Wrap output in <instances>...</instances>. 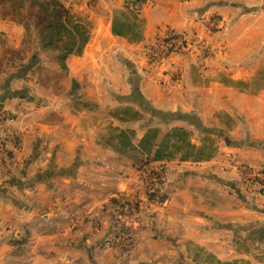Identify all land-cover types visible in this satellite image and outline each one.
Here are the masks:
<instances>
[{
  "label": "crops",
  "instance_id": "crops-1",
  "mask_svg": "<svg viewBox=\"0 0 264 264\" xmlns=\"http://www.w3.org/2000/svg\"><path fill=\"white\" fill-rule=\"evenodd\" d=\"M60 1L90 24L67 73L58 53L42 48L32 9L4 14L0 5V264L150 263L154 245L177 246L186 257L189 240L223 260L243 256L237 236L264 223V88L250 94L198 80L219 73L249 80L264 66V0H146L139 41L113 32L128 0ZM215 15L212 31L207 19ZM172 33L195 36L210 55L154 59L158 39ZM126 107L141 118L126 117ZM221 112L233 127L221 123ZM153 125L184 126L198 145L212 135L217 146L210 160L153 164L165 172V208L148 194L155 174L100 142L111 126L139 138ZM201 189L225 206L209 208ZM112 198L132 200V214L116 215ZM114 216L135 232L128 252L125 239L107 241L115 238Z\"/></svg>",
  "mask_w": 264,
  "mask_h": 264
},
{
  "label": "trees",
  "instance_id": "trees-1",
  "mask_svg": "<svg viewBox=\"0 0 264 264\" xmlns=\"http://www.w3.org/2000/svg\"><path fill=\"white\" fill-rule=\"evenodd\" d=\"M142 1L145 0H136L139 4ZM0 5L4 14L14 12L20 15L21 10L27 6L32 9L31 14L36 19L41 46L43 49L54 50L58 53L64 73H67L68 70L67 58L71 54L83 53L90 37V24H86L81 19H76L60 0H0ZM135 6L136 4H127L125 9L115 13L113 20V32L117 35H124L131 41H139L144 37L145 24L138 17V9ZM25 25L29 31V22L25 21ZM198 81L204 85H209L211 82H221L241 92L257 94L264 88V66L249 80H237L225 73H219L215 76H201ZM72 86L77 91L80 88L79 83L75 80ZM77 93L72 95L74 102L78 98ZM76 104L87 105V101H76ZM123 111L126 113V117L131 119L141 118V114L132 108L126 107ZM217 116L221 123L227 127L235 125L234 119L228 113H217ZM194 136L195 132L184 126L163 128L153 125L147 128L141 137L137 138L135 129L111 126L106 134V140L100 142L108 148L129 156L128 158L139 163L140 168L144 167L148 174H155V178L148 181L149 185L154 186L153 191L148 192L151 200L154 201L157 196H161V199L166 198L165 195L161 194V189L166 182L164 169L153 167L154 163L175 160L199 162L210 160L216 155L217 146L214 144L216 141L212 135L204 136L200 145L193 141ZM201 190L209 208L225 206L224 198L215 191ZM111 204L116 208V215L132 214L133 202L128 198L124 202L112 198ZM114 223L115 242L117 237L125 239L126 243L122 246V250L123 252L130 251L135 240L133 228L120 222V220L118 221L117 217ZM107 241L111 243V237ZM236 244L239 251L251 254L259 262H264V253H261L264 249V223L252 225L245 235L239 234ZM185 249L186 259L191 262L190 264H256L248 258L223 260L209 248L194 240L187 241ZM183 257H181L182 260ZM138 264L148 263L139 262Z\"/></svg>",
  "mask_w": 264,
  "mask_h": 264
},
{
  "label": "built area",
  "instance_id": "built-area-1",
  "mask_svg": "<svg viewBox=\"0 0 264 264\" xmlns=\"http://www.w3.org/2000/svg\"><path fill=\"white\" fill-rule=\"evenodd\" d=\"M145 1H142L139 4V2H136V0H128L127 4H136L135 7L139 10L141 5ZM208 21L210 23V27H215L220 22L219 18H216L215 16H213L212 19H209ZM190 51L204 56H209L211 53V49L202 44L201 42H198L195 36L192 37L187 36L185 34L172 33L158 39L156 45L151 51V56L155 57L154 59H157L168 57L173 53H182ZM2 112L3 110L0 107V115H2ZM156 198V201L160 204H166L169 201L168 197H166L165 199H161V196H157Z\"/></svg>",
  "mask_w": 264,
  "mask_h": 264
},
{
  "label": "rangeland",
  "instance_id": "rangeland-1",
  "mask_svg": "<svg viewBox=\"0 0 264 264\" xmlns=\"http://www.w3.org/2000/svg\"><path fill=\"white\" fill-rule=\"evenodd\" d=\"M216 16V18L218 17L217 15H215ZM209 19H212V17H210ZM209 19H207V20H209ZM218 25H220V23L218 24ZM217 27H219V26H217ZM216 26L215 27H210V28H212V31H214V30H217V29H219V28H217ZM2 115H3V113H2ZM2 115H0V116H2ZM165 194V192H163V194L162 195H164ZM169 198V201H170V197H168ZM195 198H196V195H195ZM157 199V198H156ZM156 199H155V203L154 204H156L158 207H160V208H163L166 204H168L169 203V201H168V203H166V204H160V203H158L157 201H156ZM196 202H197V200H196ZM165 208V207H164ZM145 223H148L147 221L145 222ZM112 239V242H115V239L114 238H111ZM111 242V243H112ZM196 242V241H195ZM157 243V242H156ZM199 243V242H198ZM162 244V243H161ZM219 244H221V243H219ZM185 246V245H184ZM178 247L176 246V247H174L173 249H172V247L170 246V245H168L167 247L166 246H164V245H160V247H156L155 245H154V251H155V253L153 254V256L151 257V262L150 263H148V264H190L191 262H189L187 259H186V257L184 256H180V255H177L176 254V252H174L175 251V249H177ZM208 248V247H207ZM210 249V248H209ZM211 250V249H210ZM214 252V251H213ZM241 253L242 254H244V255H246V256H240V258L242 257V258H244V257H248V259H251V260H253L256 264H260V263H264V262H259L258 261V259H256V258H254V257H252L251 256V254H247V253H245V252H242L241 251ZM261 253H264V249H263V251L261 252ZM181 257H183L184 259L182 260L181 259ZM249 257H251V258H249ZM188 262V263H187Z\"/></svg>",
  "mask_w": 264,
  "mask_h": 264
}]
</instances>
